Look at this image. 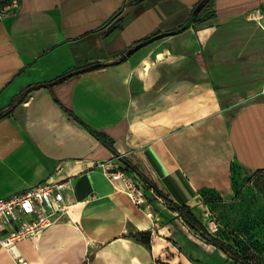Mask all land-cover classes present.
<instances>
[{"label": "crops", "instance_id": "crops-1", "mask_svg": "<svg viewBox=\"0 0 264 264\" xmlns=\"http://www.w3.org/2000/svg\"><path fill=\"white\" fill-rule=\"evenodd\" d=\"M9 1L0 0V111L30 85L110 65L35 88L0 117V197L69 178L73 204L72 218L37 241H0V264H158L178 249L166 220L180 213L153 190L135 205L102 166L117 155L192 209L206 191L235 197L233 163L264 172V27L248 19L264 0H212L194 18L203 0ZM177 238L186 248L172 264L225 261L216 244Z\"/></svg>", "mask_w": 264, "mask_h": 264}, {"label": "rangeland", "instance_id": "rangeland-1", "mask_svg": "<svg viewBox=\"0 0 264 264\" xmlns=\"http://www.w3.org/2000/svg\"><path fill=\"white\" fill-rule=\"evenodd\" d=\"M4 4L6 2H0L2 11L5 10ZM263 97L264 91L257 95L258 99ZM234 178L236 195L232 200L203 198V205L193 208L205 225L206 233L190 228L181 214L167 218L166 225L172 241L170 246L178 249L170 250L168 247L158 258V264H172L176 255L181 256V252H185L186 244L184 248L180 246L178 235H183L192 243H209L211 246L215 243L210 235H215L233 245L237 253L223 251L225 261L222 264H264V172L249 171L237 165L234 167ZM177 264L183 263L180 261Z\"/></svg>", "mask_w": 264, "mask_h": 264}, {"label": "built area", "instance_id": "built-area-1", "mask_svg": "<svg viewBox=\"0 0 264 264\" xmlns=\"http://www.w3.org/2000/svg\"><path fill=\"white\" fill-rule=\"evenodd\" d=\"M13 5L18 0H12ZM248 19L264 27V14L252 11ZM106 176L121 182L129 199L138 206L147 203L145 178L137 168L127 169L122 155L102 163ZM71 189V179H48L8 197H0V241L6 248H13L24 239L37 241L49 226L72 218L73 204L66 197ZM19 264H28L20 259Z\"/></svg>", "mask_w": 264, "mask_h": 264}, {"label": "trees", "instance_id": "trees-1", "mask_svg": "<svg viewBox=\"0 0 264 264\" xmlns=\"http://www.w3.org/2000/svg\"><path fill=\"white\" fill-rule=\"evenodd\" d=\"M153 1H157V0H153ZM211 1L212 0H209L207 3H210ZM211 16L212 15H208L203 20H206L207 18H210ZM117 25L121 26V23H119ZM186 29L187 28L183 25V26H181L178 29H175L173 31L167 32L166 36H171V35H174V34L181 33L183 31H185ZM149 39H145L143 41L145 42V41H148ZM131 54H133V53H131ZM119 61H121V59ZM107 65H110V63H93V64H89V65H87V66H85V67H83L81 69H76V70H73V71H69V72L57 77L56 79H54L53 81H50L48 83H55L57 81H60L62 78L71 77V76H73L75 74H79V73H82V72H85V71H89V70H91L93 68L104 67V66H107ZM44 84H46V83L33 84V85H30L29 87H27V89H25L23 92H21L19 95H17L15 97V99H13V101L11 102V104L9 105V107L7 109L0 111V117L9 115L12 112L14 106L18 102H20L22 100L24 93H26L28 90L34 89L37 86L38 87H42ZM73 116H75V115L73 114ZM78 120H79V118H78ZM79 121H81V120H79ZM82 124H84L99 140H101V141L106 143L105 139H106L107 136H106V134L104 132L95 130L92 127L86 125L83 122H82ZM235 166H237V164L233 163V165H232L233 175H234V167ZM238 166H240V165H238ZM132 167L140 169L143 177L145 178V194H146V196H147V191L153 190L158 197L162 198L168 204V206H169V208L171 210L179 212L184 217V219L186 220L187 224L191 228H193V229H195V230H197V231H199L201 233H206L205 225L200 221V219L198 218L196 213L193 211L192 207L190 205H187V204L178 203L173 198V196L159 184V182L157 181V179L155 178V176L153 175V173L150 171L149 168H147L145 165H143V169H141V168H139L137 166L127 165V169H130ZM256 172H261V171L259 170V171H256ZM233 180H234V186H235V178H234V176H233ZM212 197L222 199L219 195H216V194H214L213 192H210V191H206L203 194V198H205V200H206V198H207V200H211ZM210 238L223 251L237 253V251H236V249H235V247L233 245L227 243L226 241L220 239L219 237H217L215 235H210ZM140 239L145 244L150 245V242H151L150 233L148 234L147 232H142L140 234Z\"/></svg>", "mask_w": 264, "mask_h": 264}, {"label": "water", "instance_id": "water-1", "mask_svg": "<svg viewBox=\"0 0 264 264\" xmlns=\"http://www.w3.org/2000/svg\"><path fill=\"white\" fill-rule=\"evenodd\" d=\"M209 0H203L197 7H196V9H195V11H194V14H193V18L198 14V12L202 9V7L208 2ZM191 22V21H190ZM190 22H188L187 24H185L184 26L186 27V28H188L189 27V25H190ZM115 27H112L111 28V31L114 29ZM166 36V33H162V34H159V35H156V36H154V37H151L148 41H142V42H140V43H138L137 45H135L133 48H131V49H129L128 50V52L121 58V61L124 59V58H126L127 56H129L131 53H134L136 50H138L139 48H141V47H143V46H145V45H147V44H149V43H151V42H153L154 40H156V39H159V38H162V37H165ZM120 60V59H119ZM117 61V62H120V61ZM62 79H64V78H62ZM61 79V80H62ZM58 82V81H57ZM56 83V82H55ZM52 84H54V83H46V84H44L43 86H45V85H52ZM42 86V87H43ZM35 88H38V86L37 87H35ZM34 88V89H35ZM34 89H32V90H34ZM32 90H28L26 93H28V92H30V91H32ZM26 93H24V95L26 94ZM23 95V96H24Z\"/></svg>", "mask_w": 264, "mask_h": 264}]
</instances>
